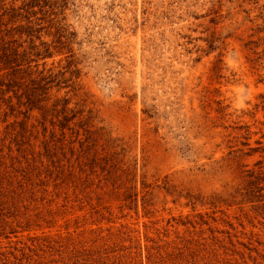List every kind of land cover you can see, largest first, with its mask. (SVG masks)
Returning a JSON list of instances; mask_svg holds the SVG:
<instances>
[{
	"label": "rangeland",
	"instance_id": "rangeland-1",
	"mask_svg": "<svg viewBox=\"0 0 264 264\" xmlns=\"http://www.w3.org/2000/svg\"><path fill=\"white\" fill-rule=\"evenodd\" d=\"M0 264H264V0H0Z\"/></svg>",
	"mask_w": 264,
	"mask_h": 264
}]
</instances>
